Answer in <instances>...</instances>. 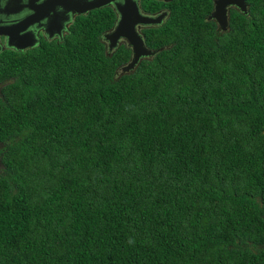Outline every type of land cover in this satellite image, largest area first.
Listing matches in <instances>:
<instances>
[{
	"label": "trees",
	"instance_id": "obj_1",
	"mask_svg": "<svg viewBox=\"0 0 264 264\" xmlns=\"http://www.w3.org/2000/svg\"><path fill=\"white\" fill-rule=\"evenodd\" d=\"M248 2L222 32L213 0H171L143 31L164 50L123 75L112 6L0 53V264H264V0Z\"/></svg>",
	"mask_w": 264,
	"mask_h": 264
},
{
	"label": "water",
	"instance_id": "obj_2",
	"mask_svg": "<svg viewBox=\"0 0 264 264\" xmlns=\"http://www.w3.org/2000/svg\"><path fill=\"white\" fill-rule=\"evenodd\" d=\"M233 5L247 14L245 0H214V9L208 19L215 20L222 31H227L228 7ZM106 6H112L118 15L115 26L103 36L109 51L115 49L121 39L127 41L132 49L130 61L121 68L122 75L133 71L142 59L151 58L164 50V47L148 48L137 31L139 24L159 25L164 14L144 16L136 0H0V13L17 17L9 25L0 26V38L5 39L8 47L26 50L35 45L41 32L50 39L59 36L68 13L76 17Z\"/></svg>",
	"mask_w": 264,
	"mask_h": 264
},
{
	"label": "flooded vegetation",
	"instance_id": "obj_3",
	"mask_svg": "<svg viewBox=\"0 0 264 264\" xmlns=\"http://www.w3.org/2000/svg\"><path fill=\"white\" fill-rule=\"evenodd\" d=\"M153 1H156V2H159V4H160V6H161V8L160 9H158V10H156V11H152V10H149L150 8H148V9H145L144 8V4L146 3L147 4V6L148 5H152V3L151 2H153ZM171 0H136V2H137V4H138V6H139V10H140V13L142 14V15H144V16H159V15H162V14H164V17H163V19H162V22L166 19V17L168 16V8L165 6V4L166 3H168V2H170ZM245 2H246V7H247V14L246 13H244L243 11H241L238 7H236L235 5H233V6H230V7H228V18H229V15H230V12L232 11V10H237V11H239V12H241V13H243V14H245V15H249V11H250V7H251V3L250 2H248V0H245ZM213 3H214V0H213ZM2 6V5H1ZM2 7H4V6H2ZM213 9H214V7H213ZM213 11V10H212ZM15 19H17V17L15 16H11V15H6V14H3V13H0V26H5V25H9V23H12ZM75 19V16L72 14L71 15V13H68V15H66V19L63 21V23H62V29H61V33H60V35L59 36H54L53 38H48V37H46L42 32L39 34V39H38V41L35 43V45L34 46H32V47H30V48H33V47H36V46H38L40 43H41V41L43 40V39H48V40H53V39H57L58 41H62L63 40V38H64V36L68 33V31H69V27L71 26V24L73 23V20ZM213 20V19H212ZM215 21V20H214ZM161 22V23H162ZM216 22V21H215ZM161 23H159V24H161ZM216 24H217V22H216ZM150 26H153V25H142V24H139V25H137V31H138V33L139 34H141L142 35V37H143V39H144V33H143V31L145 30V29H148ZM217 29L219 30V31H222L220 28H219V26H218V24H217ZM111 31V30H110ZM109 32V31H108ZM223 32V31H222ZM224 32H226V31H224ZM107 33V32H106ZM5 39L2 37V38H0V53L1 52H3V51H5V50H8V49H11V50H16V49H12V47H8V46H6L5 45V41H4ZM106 42V41H105ZM145 42V41H144ZM107 43V45H108V42H106ZM120 44H125V45H127L128 47H130L129 46V44H128V42L127 41H125L124 39H121L120 41H119V43H118V45H120ZM147 46V45H146ZM30 48H28V49H30ZM131 48V47H130ZM27 50V49H26ZM132 50V49H131ZM17 51H23V50H17ZM1 150V149H0ZM0 160H1V155H0ZM2 167V166H1Z\"/></svg>",
	"mask_w": 264,
	"mask_h": 264
},
{
	"label": "bare ground",
	"instance_id": "obj_4",
	"mask_svg": "<svg viewBox=\"0 0 264 264\" xmlns=\"http://www.w3.org/2000/svg\"><path fill=\"white\" fill-rule=\"evenodd\" d=\"M13 49V48H12Z\"/></svg>",
	"mask_w": 264,
	"mask_h": 264
}]
</instances>
